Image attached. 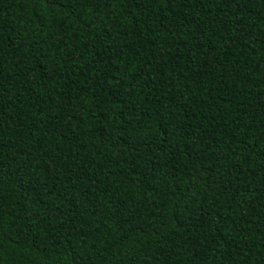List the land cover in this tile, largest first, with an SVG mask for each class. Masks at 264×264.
Instances as JSON below:
<instances>
[{
    "label": "trees",
    "instance_id": "16d2710c",
    "mask_svg": "<svg viewBox=\"0 0 264 264\" xmlns=\"http://www.w3.org/2000/svg\"><path fill=\"white\" fill-rule=\"evenodd\" d=\"M0 264H264V0H0Z\"/></svg>",
    "mask_w": 264,
    "mask_h": 264
},
{
    "label": "snow or ice",
    "instance_id": "6c2138e0",
    "mask_svg": "<svg viewBox=\"0 0 264 264\" xmlns=\"http://www.w3.org/2000/svg\"><path fill=\"white\" fill-rule=\"evenodd\" d=\"M236 195H239V192H237V194Z\"/></svg>",
    "mask_w": 264,
    "mask_h": 264
}]
</instances>
